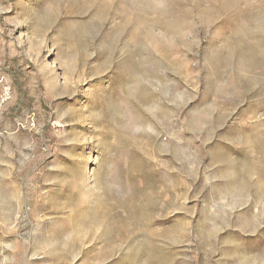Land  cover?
I'll use <instances>...</instances> for the list:
<instances>
[{"label": "rangeland", "instance_id": "1", "mask_svg": "<svg viewBox=\"0 0 264 264\" xmlns=\"http://www.w3.org/2000/svg\"><path fill=\"white\" fill-rule=\"evenodd\" d=\"M0 264H264V0H0Z\"/></svg>", "mask_w": 264, "mask_h": 264}]
</instances>
